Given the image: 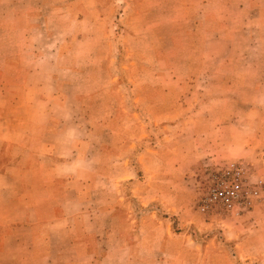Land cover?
<instances>
[{
	"label": "crops",
	"instance_id": "crops-1",
	"mask_svg": "<svg viewBox=\"0 0 264 264\" xmlns=\"http://www.w3.org/2000/svg\"><path fill=\"white\" fill-rule=\"evenodd\" d=\"M157 1L0 0V33L11 29V43L56 50L41 70L30 67V53H0V264H264V196L234 222L185 209L197 173L224 160L231 129L212 98L201 115L189 100L211 92L214 78L203 69L206 42L196 29L224 25L198 19L211 5ZM128 12L138 21L134 35ZM156 13L164 19L146 18ZM68 75L110 83L56 78ZM36 76L44 82L31 83ZM227 84L220 76L213 90ZM263 88L258 79L238 83L241 92ZM259 124L264 110L238 100V160L264 176ZM148 180L153 193L135 200L155 205L156 221L149 242L132 243V218L121 210L134 203L129 187ZM114 235L123 243H111Z\"/></svg>",
	"mask_w": 264,
	"mask_h": 264
},
{
	"label": "rangeland",
	"instance_id": "rangeland-1",
	"mask_svg": "<svg viewBox=\"0 0 264 264\" xmlns=\"http://www.w3.org/2000/svg\"><path fill=\"white\" fill-rule=\"evenodd\" d=\"M251 3L254 4L253 7H251ZM157 4L160 7H174L175 4H179V7H182V4H188L189 7H203L204 5H211L207 8L205 13H199L198 19L201 21L202 19L208 20L207 18H210L211 20L219 21L222 25H224V27L218 28L215 25L210 24L200 30L196 29L198 30L199 35H201L206 42V48L203 52L205 57L203 60V69L208 72V74L212 73L214 78L210 82V87L212 89L211 92L196 93L194 96L191 95L189 100L194 103L195 110L193 114L195 115L207 113L206 111L208 109L206 108V103L208 102V98H212L215 102V112L217 113L221 111L227 116V121H229L227 123V127H231V129L226 130L224 133V140L226 141L224 144L225 151L223 153L224 160L218 162V164L234 162L245 163L252 170L254 177L259 178L264 182L263 174L260 173L258 168H256L253 163L245 160H238V100L241 99L247 104L253 103V106L258 105L259 110H264V88L255 93L241 92L238 90V83H249L251 78L258 79V83L264 84V0H158ZM126 14L127 16L125 19L130 16L132 18L131 33L134 35L135 33L133 32L140 31L138 28V21L135 16H132L133 14L131 12ZM109 15H107V17H109ZM156 15L157 17L151 16L146 18L148 20L164 19L162 15L158 16L159 13H156ZM192 15L193 13L190 17H192ZM141 30H143V34H148L144 32L147 28ZM182 30L184 32L185 29H179L178 31L180 32ZM161 33L163 36L166 34L161 30L160 33L158 32V35ZM180 34H182V32H180ZM12 37H14V34L11 33V29H4V32L2 34L0 33V53L3 55L10 54L11 51L30 53L32 55L30 67H34V70L36 68L41 70L40 67H42L47 61L54 62L53 55L56 51L55 43L47 45L35 44L26 49V45L24 44L11 43ZM219 38H221V41L218 40ZM188 52L190 51L188 50ZM38 55L39 57H37ZM87 62L88 65H90L89 61ZM217 76H221L222 80L227 81V90H213L217 89L215 87L219 86V77ZM56 78L61 79L62 82L65 81L66 83H79L83 85H107L110 83V77L107 76L74 77L68 75ZM42 82H44V77L42 76H36L31 80V83L33 84H39ZM90 93V90H85V88H83L80 94L88 96ZM124 94L128 95V97L131 96L132 98L137 95V93L132 94L127 92ZM259 125L261 127L264 126L262 124ZM242 129L243 131L246 130L245 128ZM218 164L216 166L205 168L204 172H198V182L205 183L204 180L205 175L207 174V169L217 167ZM149 185L150 181L148 180L146 182V187L138 190L137 183L135 182L132 184V186L129 187L130 194H128V196L135 197L132 198L134 203L126 205V209L124 208L121 210V212L123 211L132 218V243L149 242L150 230L152 229L153 223L156 221L152 217V212H156L154 211L156 210L155 205L146 204V206H144L135 200L142 196L143 200L146 199L145 201H147V197L149 198V196L153 193L149 192ZM104 193L106 194V190H104ZM121 195H123V192ZM263 196L264 189L261 193V199L255 209L260 205ZM197 198L198 191L196 192L192 203L189 205V208L185 209H187L186 211L191 212V214L194 213L195 215L197 214L198 216H201L196 210ZM218 219H221V221L223 220V222H228V220H233L232 222H234V220H238L235 218L230 219L223 217H219ZM164 232L165 230L161 226V229L158 231L156 243H160L161 236ZM105 238V236L102 238L103 241H105ZM110 242L122 244V236L114 235L111 237ZM173 256H175V258H179L178 255Z\"/></svg>",
	"mask_w": 264,
	"mask_h": 264
},
{
	"label": "built area",
	"instance_id": "built-area-1",
	"mask_svg": "<svg viewBox=\"0 0 264 264\" xmlns=\"http://www.w3.org/2000/svg\"><path fill=\"white\" fill-rule=\"evenodd\" d=\"M200 182L197 210L207 216L239 219L253 212L261 199L264 182L242 162L207 169Z\"/></svg>",
	"mask_w": 264,
	"mask_h": 264
},
{
	"label": "bare ground",
	"instance_id": "bare-ground-1",
	"mask_svg": "<svg viewBox=\"0 0 264 264\" xmlns=\"http://www.w3.org/2000/svg\"><path fill=\"white\" fill-rule=\"evenodd\" d=\"M228 164V163H227ZM226 164H218V166H224ZM196 210H197V206H196ZM197 213L200 214L201 216L205 217L206 220H213V219H216L217 217L216 216H207V215H203L201 214L198 210H197Z\"/></svg>",
	"mask_w": 264,
	"mask_h": 264
}]
</instances>
